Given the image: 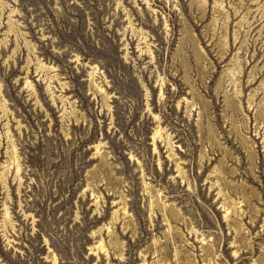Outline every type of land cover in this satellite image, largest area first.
<instances>
[{
  "label": "rangeland",
  "instance_id": "obj_1",
  "mask_svg": "<svg viewBox=\"0 0 264 264\" xmlns=\"http://www.w3.org/2000/svg\"><path fill=\"white\" fill-rule=\"evenodd\" d=\"M204 243L264 256V0H0V264H203Z\"/></svg>",
  "mask_w": 264,
  "mask_h": 264
},
{
  "label": "bare ground",
  "instance_id": "obj_2",
  "mask_svg": "<svg viewBox=\"0 0 264 264\" xmlns=\"http://www.w3.org/2000/svg\"><path fill=\"white\" fill-rule=\"evenodd\" d=\"M157 136H159V137H161V135H160V131H156V133L154 134V136H153V139L155 140L156 139V137ZM155 151H156V148H155ZM213 186L214 185H211L210 186V188H213ZM221 195V190H219L218 191V194L217 195ZM226 199V198H225ZM242 201L240 200H233V199H231L229 202L227 201L226 202V200H224V202L221 204V206H222V208H224V212H226V214H228L229 212H230V215H231V217H237L238 218V216L239 217H243V216H245V214H244V211H241V208H242V206H240L242 203H241ZM153 202H152V207H153ZM250 209V208H249ZM254 209V208H253ZM123 210H124V217H127V215H128V210H127V207L126 206H124L123 207ZM240 213V214H239ZM255 215H256V213H259L257 210H255ZM177 217H180L178 214L176 215ZM229 216V215H228ZM227 216V217H228ZM226 217V219H228ZM126 219V218H125ZM250 221L251 222H254V216H250ZM229 220V223L231 222L230 221V219H228ZM241 220V219H240ZM115 221L116 222H118L119 220H118V217H117V213H116V218H115ZM165 221L166 222H168V225H170V223H169V221H168V219L167 218H165ZM232 223V222H231ZM242 223V221L239 223V224H236V223H234V225H233V229L235 230V233H236V235H235V237H236V239H234V244H237V246H236V248H238L236 251H234V254L236 255V254H238V252H241V250L242 251H244V249H246L247 248V246L248 245H246V243H241V241L239 242L238 240H239V238H238V235H239V237H243L244 236V234H243V229H241V226H240V224ZM114 224V223H113ZM242 227H244L243 225H242ZM231 228H232V225L231 226H229V229L231 230ZM246 230V229H245ZM196 235V237H197V239H200L199 241L201 242H203L205 239H203L202 237L203 236H201L200 234V236H197V234H195ZM234 237V238H235ZM206 238V237H205ZM245 238V237H244ZM238 239V240H237ZM248 240V239H247ZM203 245H205V243L203 244ZM202 248H203V251L205 252L204 254V258H203V264H217L216 262H215V258H214V255L212 254L213 252H212V250H211V252L208 254V251L212 248L211 246H210V244L209 243H206V245L205 246H202ZM248 249V248H247ZM96 250H102L103 252H107L106 251V247H105V244H104V242L103 241H101V243H100V245L96 248ZM120 256L123 258V256H124V254H120ZM211 256V259H209L208 260V257H210ZM56 258V257H55ZM58 259V258H57ZM213 260V261H212ZM55 264H57V262L55 261ZM257 264H264V256H263V259L262 260H260Z\"/></svg>",
  "mask_w": 264,
  "mask_h": 264
}]
</instances>
